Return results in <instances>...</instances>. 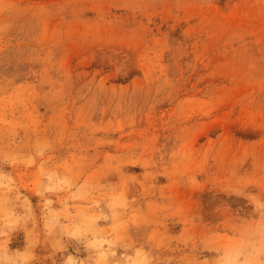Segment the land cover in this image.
I'll return each mask as SVG.
<instances>
[{
    "label": "rangeland",
    "instance_id": "374dc122",
    "mask_svg": "<svg viewBox=\"0 0 264 264\" xmlns=\"http://www.w3.org/2000/svg\"><path fill=\"white\" fill-rule=\"evenodd\" d=\"M0 174L128 255L204 264L264 221V0H0Z\"/></svg>",
    "mask_w": 264,
    "mask_h": 264
},
{
    "label": "clouds",
    "instance_id": "9594fccd",
    "mask_svg": "<svg viewBox=\"0 0 264 264\" xmlns=\"http://www.w3.org/2000/svg\"><path fill=\"white\" fill-rule=\"evenodd\" d=\"M43 151L39 149L37 155ZM45 180L44 191L49 193L67 183L57 182L55 173L47 174ZM11 184L10 177L0 174V264H154L147 251L136 249L128 255L126 247L118 250L117 240L101 235L90 224L66 222L68 218L54 208L53 199L38 200L33 205L12 193ZM249 207L264 212V199ZM17 232L25 242L14 248ZM204 264H264V221L238 231L231 242L205 257Z\"/></svg>",
    "mask_w": 264,
    "mask_h": 264
}]
</instances>
